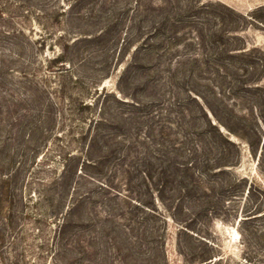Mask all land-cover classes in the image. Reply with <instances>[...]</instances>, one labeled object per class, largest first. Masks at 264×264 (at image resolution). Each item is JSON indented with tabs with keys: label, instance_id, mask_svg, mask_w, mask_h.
I'll list each match as a JSON object with an SVG mask.
<instances>
[{
	"label": "rangeland",
	"instance_id": "rangeland-1",
	"mask_svg": "<svg viewBox=\"0 0 264 264\" xmlns=\"http://www.w3.org/2000/svg\"><path fill=\"white\" fill-rule=\"evenodd\" d=\"M209 256L264 264V0H0V264Z\"/></svg>",
	"mask_w": 264,
	"mask_h": 264
},
{
	"label": "trees",
	"instance_id": "trees-1",
	"mask_svg": "<svg viewBox=\"0 0 264 264\" xmlns=\"http://www.w3.org/2000/svg\"><path fill=\"white\" fill-rule=\"evenodd\" d=\"M182 165L185 166L186 168L190 169V167L193 166V163L192 164L191 163H184ZM13 178L14 177H11V178H9V180L12 181ZM101 187L102 188H111L112 189V185L110 186L108 183H102ZM83 205L86 206L87 203L83 204ZM83 205H82V207H83ZM216 260L215 259L213 260V257L209 256V257H206V259H203L202 262H205V264H216Z\"/></svg>",
	"mask_w": 264,
	"mask_h": 264
}]
</instances>
